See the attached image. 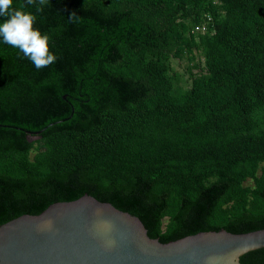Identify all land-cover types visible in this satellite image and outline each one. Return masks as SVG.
Returning a JSON list of instances; mask_svg holds the SVG:
<instances>
[{"label": "trees", "instance_id": "1", "mask_svg": "<svg viewBox=\"0 0 264 264\" xmlns=\"http://www.w3.org/2000/svg\"><path fill=\"white\" fill-rule=\"evenodd\" d=\"M37 7L12 3L53 64L0 37V223L88 194L160 242L264 228V0ZM238 260L264 264V247Z\"/></svg>", "mask_w": 264, "mask_h": 264}, {"label": "water", "instance_id": "2", "mask_svg": "<svg viewBox=\"0 0 264 264\" xmlns=\"http://www.w3.org/2000/svg\"><path fill=\"white\" fill-rule=\"evenodd\" d=\"M261 247L264 228L160 242L138 217L88 194L0 223V264H241L240 255Z\"/></svg>", "mask_w": 264, "mask_h": 264}, {"label": "clouds", "instance_id": "3", "mask_svg": "<svg viewBox=\"0 0 264 264\" xmlns=\"http://www.w3.org/2000/svg\"><path fill=\"white\" fill-rule=\"evenodd\" d=\"M12 3L13 0H0V16L9 17L6 22L0 24V37L3 42L18 48L37 70L50 66L58 59L49 48L51 37L34 28L37 18L33 13L13 9ZM26 3L34 5L37 0H26ZM38 3L40 7H37V12H42L46 0H38ZM74 18L75 13L69 19Z\"/></svg>", "mask_w": 264, "mask_h": 264}, {"label": "rangeland", "instance_id": "4", "mask_svg": "<svg viewBox=\"0 0 264 264\" xmlns=\"http://www.w3.org/2000/svg\"><path fill=\"white\" fill-rule=\"evenodd\" d=\"M185 63H186L185 59H183L179 63H174V62L171 63V65L174 67V69L179 73V79L180 80H184L186 78V75H187L185 70H184V66L186 65Z\"/></svg>", "mask_w": 264, "mask_h": 264}, {"label": "built area", "instance_id": "5", "mask_svg": "<svg viewBox=\"0 0 264 264\" xmlns=\"http://www.w3.org/2000/svg\"><path fill=\"white\" fill-rule=\"evenodd\" d=\"M202 26H203V25H201V28H203Z\"/></svg>", "mask_w": 264, "mask_h": 264}]
</instances>
